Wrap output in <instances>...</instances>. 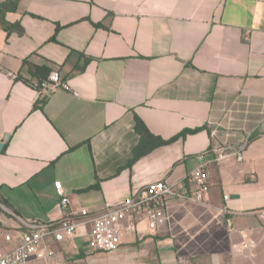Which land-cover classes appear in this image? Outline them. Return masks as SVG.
<instances>
[{
    "label": "crops",
    "instance_id": "crops-1",
    "mask_svg": "<svg viewBox=\"0 0 264 264\" xmlns=\"http://www.w3.org/2000/svg\"><path fill=\"white\" fill-rule=\"evenodd\" d=\"M6 18L24 29L0 27L10 231L63 217L57 183L74 207L99 213L159 180L191 191L188 177L205 166L206 203L167 197L156 230L142 224L111 252L80 232L56 244L52 262L264 264V0H20ZM52 70L70 89L40 100ZM138 119L175 140L157 144ZM246 141L243 160L210 152Z\"/></svg>",
    "mask_w": 264,
    "mask_h": 264
},
{
    "label": "built area",
    "instance_id": "built-area-1",
    "mask_svg": "<svg viewBox=\"0 0 264 264\" xmlns=\"http://www.w3.org/2000/svg\"><path fill=\"white\" fill-rule=\"evenodd\" d=\"M60 89L69 90L70 86L62 79L58 70H52L40 82L39 98L43 100ZM247 143L246 141L238 146L220 144L213 147L210 152L215 154L217 161L232 155L243 160ZM187 182L193 184V190L179 188L165 180L152 182L121 201H107L99 213H91L82 206L74 207L69 195L64 192L61 184L57 183L61 194L58 206L65 210L63 217L57 221L45 222L23 220L16 233L1 228L0 264H54L52 259L57 254L56 244L67 238H74L80 232L89 235L93 250L115 251L121 246L127 234L144 233L142 224L154 231L167 222V197L206 203L210 183L205 166L195 170ZM14 239L17 240V244L13 248L5 249V243H11ZM243 246L250 248L254 243L244 241Z\"/></svg>",
    "mask_w": 264,
    "mask_h": 264
},
{
    "label": "trees",
    "instance_id": "trees-1",
    "mask_svg": "<svg viewBox=\"0 0 264 264\" xmlns=\"http://www.w3.org/2000/svg\"><path fill=\"white\" fill-rule=\"evenodd\" d=\"M19 3H20V0H0V27L6 30L8 35H10L13 32H17L18 34L24 33V29L20 23H11L6 18L8 13L15 12L18 10ZM35 68L38 69L37 66L31 65L32 71L35 70ZM137 129L142 135L149 136L155 139L156 143L159 145L166 144V143H169L175 140V138L170 139V140H164L160 137H157L151 134L149 130L147 129V127L139 119L137 120ZM198 130L199 129L189 130V131L183 132L182 135H185L187 133H194V132H197ZM0 201L7 205V202L1 196H0Z\"/></svg>",
    "mask_w": 264,
    "mask_h": 264
},
{
    "label": "rangeland",
    "instance_id": "rangeland-1",
    "mask_svg": "<svg viewBox=\"0 0 264 264\" xmlns=\"http://www.w3.org/2000/svg\"><path fill=\"white\" fill-rule=\"evenodd\" d=\"M0 228H6L9 230H13L17 228L16 222H15V216L12 214V212L9 210L8 206L0 201Z\"/></svg>",
    "mask_w": 264,
    "mask_h": 264
},
{
    "label": "water",
    "instance_id": "water-1",
    "mask_svg": "<svg viewBox=\"0 0 264 264\" xmlns=\"http://www.w3.org/2000/svg\"><path fill=\"white\" fill-rule=\"evenodd\" d=\"M263 128H264V123H263V126H262ZM8 136L9 135H6V137L4 138V141H6L7 139H8ZM2 146V144H0V147Z\"/></svg>",
    "mask_w": 264,
    "mask_h": 264
}]
</instances>
